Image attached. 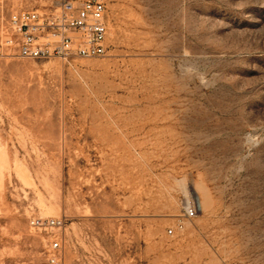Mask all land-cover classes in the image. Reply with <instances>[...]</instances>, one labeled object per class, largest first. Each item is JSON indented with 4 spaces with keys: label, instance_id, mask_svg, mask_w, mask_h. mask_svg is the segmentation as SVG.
<instances>
[{
    "label": "rangeland",
    "instance_id": "1",
    "mask_svg": "<svg viewBox=\"0 0 264 264\" xmlns=\"http://www.w3.org/2000/svg\"><path fill=\"white\" fill-rule=\"evenodd\" d=\"M106 1L103 56L0 54V264L38 216L63 264H264V0Z\"/></svg>",
    "mask_w": 264,
    "mask_h": 264
},
{
    "label": "built area",
    "instance_id": "2",
    "mask_svg": "<svg viewBox=\"0 0 264 264\" xmlns=\"http://www.w3.org/2000/svg\"><path fill=\"white\" fill-rule=\"evenodd\" d=\"M0 54L26 59L101 57L107 50L109 12L106 0H57L48 9L31 8L11 11L2 25ZM197 214L186 209V218ZM31 228L46 232L45 252L48 264H63L64 245L61 231L65 220L58 217H33ZM175 229L167 230L169 235Z\"/></svg>",
    "mask_w": 264,
    "mask_h": 264
}]
</instances>
